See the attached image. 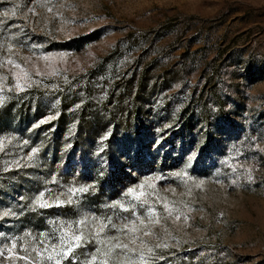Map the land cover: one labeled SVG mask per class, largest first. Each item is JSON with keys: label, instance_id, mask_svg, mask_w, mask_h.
<instances>
[{"label": "rangeland", "instance_id": "rangeland-1", "mask_svg": "<svg viewBox=\"0 0 264 264\" xmlns=\"http://www.w3.org/2000/svg\"><path fill=\"white\" fill-rule=\"evenodd\" d=\"M0 20V213H18L0 248L112 215L144 182L152 264H264V0H0ZM9 36L32 72L19 92ZM40 191L72 203L32 211Z\"/></svg>", "mask_w": 264, "mask_h": 264}, {"label": "snow or ice", "instance_id": "snow-or-ice-1", "mask_svg": "<svg viewBox=\"0 0 264 264\" xmlns=\"http://www.w3.org/2000/svg\"><path fill=\"white\" fill-rule=\"evenodd\" d=\"M16 6H13L11 10L5 11L6 17H14L16 15ZM51 9H49L50 11ZM29 11H33L29 9ZM4 24V21L0 20V25ZM7 51L9 56L4 63L11 65L13 69L19 71H13L12 76L15 80V89L17 92L23 91V88L30 86L32 81V72L26 69L24 64L18 63L14 58L13 48L15 46L12 42V37H7ZM3 43L0 42V47ZM35 47V45H33ZM47 58V57H43ZM30 58H25V64L29 62ZM2 66V65H0ZM31 67L35 70L36 76H41L43 73L39 68L33 64ZM25 84L22 86L21 81ZM4 103V97L0 95V105ZM54 117H46L41 123L46 122L48 119ZM36 125H34L35 127ZM3 148V142L0 140V149ZM36 147L31 148L28 156L32 157L37 153ZM19 167V165H16ZM180 175V173H176ZM159 179V177L157 178ZM251 180V175L248 176ZM144 182L138 186L139 191L136 188L129 187L124 194L126 197H131L127 203L121 201H113L110 204H106L103 207L112 210V215H97L95 212H86L83 215L74 218L72 220L60 221L58 229H53V233L50 235L44 231L38 233L39 240L35 236L32 237V241L29 244L19 243V237H12L4 244L3 248H0V257H4L5 250L7 257L10 261L24 260L26 264H41L45 256L47 264H152V260L155 258V249L160 248L161 244H151L150 237H156L159 239L157 233L153 230L154 226L159 225L160 219L153 218L151 216L145 218L142 217L138 209L142 208L145 203V197L150 193L143 191ZM151 187V185H149ZM70 192L75 194L79 191L81 194L89 191H95L92 186H82L79 189L71 188ZM49 199H45V191H40L32 200L31 205L28 207L35 211L36 207L48 208L51 206L60 207L64 204L72 203L71 198L68 200H62L59 196L52 197L49 193ZM23 199V197H21ZM132 201H135L133 203ZM35 206V207H34ZM120 213H128L129 216L120 215ZM164 210L168 212L169 204L164 201ZM148 213L154 212L152 207H148ZM18 213L8 210L0 213L2 217L16 216ZM23 215V210L19 213ZM187 219V217H185ZM30 231H26L25 236H31ZM5 233L0 232V237H4ZM24 251L25 255H20L16 249L18 247ZM89 245H94L89 252ZM163 247H167L166 244ZM29 249L35 254L33 258L29 254ZM85 250V259H77V250Z\"/></svg>", "mask_w": 264, "mask_h": 264}]
</instances>
